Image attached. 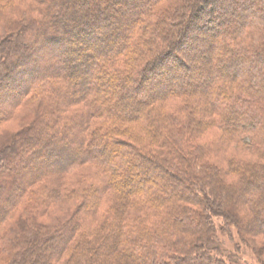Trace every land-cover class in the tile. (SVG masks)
Returning a JSON list of instances; mask_svg holds the SVG:
<instances>
[{"label": "trees", "instance_id": "1", "mask_svg": "<svg viewBox=\"0 0 264 264\" xmlns=\"http://www.w3.org/2000/svg\"><path fill=\"white\" fill-rule=\"evenodd\" d=\"M255 4L0 0V244L10 264H239L220 232L264 241ZM203 61L202 78L178 84ZM10 123L17 131L3 129Z\"/></svg>", "mask_w": 264, "mask_h": 264}, {"label": "rangeland", "instance_id": "2", "mask_svg": "<svg viewBox=\"0 0 264 264\" xmlns=\"http://www.w3.org/2000/svg\"><path fill=\"white\" fill-rule=\"evenodd\" d=\"M240 2H243V0H240ZM78 6V4H77ZM72 7H70L69 5H66L65 9L67 10H71ZM79 9V10H82L83 8L79 5V7H74V9ZM256 9H260L261 11H264V1H261V0H256V4L254 5V7L252 8L251 12L252 13H255ZM67 10V11H68ZM233 12V11H231ZM121 21V20H120ZM123 22V21H122ZM235 22V21H234ZM121 23V22H120ZM115 25L111 24L108 26L107 29H105L106 31L108 29L110 30H114V27ZM59 28V27H57ZM227 30H230V28L228 27ZM118 34L115 33V36H117ZM212 53V54H211ZM47 56H50V54H46ZM45 55V56H46ZM208 56V55H207ZM212 58V61L211 63H213V65L216 66V63L215 61L213 60V51L212 49L210 50V56ZM208 57V58H209ZM210 59V58H209ZM208 62L206 61H203L200 64V70L199 71H192V74L190 72L189 76L185 77L184 79H181L180 81H178V84L179 85H186L187 83H190L191 82V79H195V78H202V75L205 74V68H206V64ZM264 61L261 62L260 64L258 63V65L260 66H264ZM199 64H196V65H199ZM259 66V67H260ZM50 69V68H48ZM45 70V69H44ZM215 72V71H214ZM216 73V72H215ZM93 74V73H92ZM94 74H98L96 71L94 72ZM192 76H195L193 78H191ZM202 87V86H201ZM203 88V87H202ZM199 90H201V88H199ZM129 92L131 94V97L133 96H136L135 94L132 95V92L130 91V88H129ZM146 93V92H145ZM149 94H154L155 92L151 89H149L148 91ZM148 95V94H147ZM145 97V94L143 92H140L139 93V97H137L135 99V102H138V100H141ZM139 98V99H138ZM131 99V98H130ZM137 104V103H135ZM3 129H7V130H16L17 131V126H15V124L13 123H10L8 125H5L3 127ZM2 138V137H1ZM208 140L211 139V140H214L216 138V133L214 135L210 134L208 137ZM5 165H6V162H3ZM49 163V162H48ZM47 162L44 164V165H47L48 164ZM218 224H220V220H216L215 221ZM219 237L221 238V240L223 241L224 243V246H225V249L232 252V253H235V254H238V257H239V261L238 263L239 264H259L258 262V258H260V260H264V253H260V257L256 255V252L259 250L261 251L264 247V241L263 239H250V241H248L247 244H244L242 242H240V240L238 239V236H237V233H236V230H234L233 228L232 229H229V231L227 232H220L219 233ZM2 245L0 244V264H10V260L13 256V250L10 248V250L7 248V250H4L2 249L1 247ZM29 264V262L27 263Z\"/></svg>", "mask_w": 264, "mask_h": 264}, {"label": "bare ground", "instance_id": "3", "mask_svg": "<svg viewBox=\"0 0 264 264\" xmlns=\"http://www.w3.org/2000/svg\"><path fill=\"white\" fill-rule=\"evenodd\" d=\"M111 5H113V3L109 4L108 7H110ZM104 13H105V15H108L109 10H106V8H105ZM220 13L225 18L227 16V14H228V10H226V8H221V12ZM72 43L73 42L69 43L71 47H72V45H71Z\"/></svg>", "mask_w": 264, "mask_h": 264}]
</instances>
